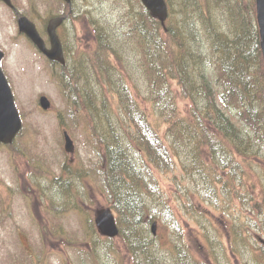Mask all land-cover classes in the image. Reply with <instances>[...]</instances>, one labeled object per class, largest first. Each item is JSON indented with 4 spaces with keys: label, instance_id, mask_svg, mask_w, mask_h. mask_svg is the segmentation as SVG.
Returning <instances> with one entry per match:
<instances>
[{
    "label": "trees",
    "instance_id": "obj_1",
    "mask_svg": "<svg viewBox=\"0 0 264 264\" xmlns=\"http://www.w3.org/2000/svg\"><path fill=\"white\" fill-rule=\"evenodd\" d=\"M168 3L165 24L144 6L128 9L125 30L123 18L115 25L98 17L89 48L73 54L71 63L58 68L52 63L70 111L61 124L87 118L97 155L89 169L66 167L58 182L77 188L70 174L77 180L85 176L80 171L94 175L118 213L120 236L133 262L167 264L149 227L158 207L174 213L160 198L155 173L179 165L215 206L243 203L229 213L237 217L232 252L247 249L250 259L264 264V242L256 236H264V56L256 0ZM185 208L201 215L194 203ZM89 222L94 259L99 239H113L100 236ZM175 233L169 247L175 264H210L194 256L179 226Z\"/></svg>",
    "mask_w": 264,
    "mask_h": 264
},
{
    "label": "rangeland",
    "instance_id": "obj_2",
    "mask_svg": "<svg viewBox=\"0 0 264 264\" xmlns=\"http://www.w3.org/2000/svg\"><path fill=\"white\" fill-rule=\"evenodd\" d=\"M14 1L20 8L19 12L37 23L45 38L50 17L70 15L59 29L63 33L70 63L73 62V54L85 52L89 48L95 19L100 17L107 21V18H111L115 24L116 20L123 18L125 22L128 9L145 8L140 0H72L71 6L64 0ZM178 8L179 5L175 9ZM16 16L13 9L0 1V47L6 52L3 68L11 78L17 105L23 113L26 126L19 143L17 140L11 147H0V264L32 263L29 259L37 253L32 252V248L46 249L39 260L35 259L37 264H135L121 236L110 242L98 238V252L94 259L91 258L93 240L88 219L94 221L98 211L111 207L101 182L94 175L80 171L85 176L78 180L73 176L72 184L79 183L71 192V195L77 196L73 208L67 210L72 204H65L63 194L66 193L62 191L58 194V200L65 204L64 210L44 201L41 190L50 188L53 183L64 187L58 179L67 174L64 171H69V168L66 167L71 166L73 170L89 169L91 163L97 161V155L92 149L89 137L92 131L87 118L79 120L77 125L69 122L61 124V116L70 111L59 73L55 69L53 71L52 62L31 40L19 32ZM121 27L124 30L128 28L126 22ZM41 95L51 100V107L47 110L40 105ZM79 103L84 108L87 106ZM144 107H147V103H144ZM70 115L75 120L76 115ZM65 130L75 142L74 154L65 150ZM161 132L164 133L163 130ZM260 172L264 174V171ZM155 175L160 198L165 199L174 213L172 216L169 212H159L161 208L158 207L153 215L157 222L156 236L152 235V223L149 227L157 252L168 258L167 264H175L173 252L169 250L176 238L175 226L180 227L181 235L189 242L197 259L210 264H257L249 258L247 249L237 251V255L232 252V243L235 241L231 242V238L235 235L234 222L237 217L233 218L229 213L240 211L241 201H236L232 207L228 204L215 206L204 197L200 187H196L179 165L169 171H157ZM257 186L260 188L259 184ZM187 187L191 190L184 198L182 195ZM188 201L196 205L201 215L186 211L185 203ZM51 210L56 212V218L52 216ZM114 211L118 217L117 211ZM253 219L257 217L253 216ZM53 220H56V230L51 229ZM42 232L47 234L48 239L44 238ZM95 236L99 237L98 234ZM256 236L264 241L260 232ZM104 242L112 246V251L106 248ZM253 243L259 246L254 240ZM25 247L31 250L30 253H25ZM256 253L262 255L260 250ZM261 260L264 261V255Z\"/></svg>",
    "mask_w": 264,
    "mask_h": 264
},
{
    "label": "water",
    "instance_id": "obj_3",
    "mask_svg": "<svg viewBox=\"0 0 264 264\" xmlns=\"http://www.w3.org/2000/svg\"><path fill=\"white\" fill-rule=\"evenodd\" d=\"M3 1L9 5H13L12 0ZM66 1L69 2L70 0ZM256 1L261 45L264 55V0ZM142 2L154 16L158 17L163 23L166 21L169 15L166 0H142ZM62 21L63 17H56L50 20L48 26V33L51 39L50 48L46 46V43L40 35L35 23L27 16L19 18V26L20 31L25 32L50 59L65 63L62 43L56 32L57 26L61 24ZM3 57L4 52L0 49V142L11 143L22 128V118L16 106L13 91L1 67ZM40 103L44 109H48L51 106L50 99L45 95L40 98ZM65 141L66 151L74 152V141L67 131L65 132ZM95 221L98 229L103 235L115 237L119 234V227L110 207L99 211Z\"/></svg>",
    "mask_w": 264,
    "mask_h": 264
},
{
    "label": "flooded vegetation",
    "instance_id": "obj_4",
    "mask_svg": "<svg viewBox=\"0 0 264 264\" xmlns=\"http://www.w3.org/2000/svg\"><path fill=\"white\" fill-rule=\"evenodd\" d=\"M12 9H17V7L16 8H12ZM59 29V28H58Z\"/></svg>",
    "mask_w": 264,
    "mask_h": 264
}]
</instances>
